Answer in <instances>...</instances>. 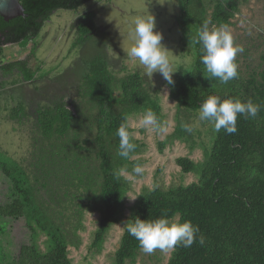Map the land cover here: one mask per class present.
I'll return each instance as SVG.
<instances>
[{
  "label": "trees",
  "instance_id": "16d2710c",
  "mask_svg": "<svg viewBox=\"0 0 264 264\" xmlns=\"http://www.w3.org/2000/svg\"><path fill=\"white\" fill-rule=\"evenodd\" d=\"M19 1L24 16L7 22L0 18V74L10 75L15 70L24 81H31L39 67H33L31 60L4 62L3 48L16 43L25 47L53 11H75L90 0ZM178 7L176 23L183 44L192 50L193 60L177 73L170 86L177 124L166 140L158 142L159 149L175 139L188 143L190 150L196 147L182 127L184 121L179 114L199 112L210 95L252 99L261 109L256 118L238 116L237 132L233 134L224 129L216 132L212 122L204 121L210 125L211 134L208 144L200 146L202 159L175 160L181 172L194 174L196 181L168 188L154 184V190L143 188L128 209L112 263L135 262L141 248L127 232V225L137 216L156 219L167 215L198 225L206 240L190 248L177 246L166 264H264V66L245 78L239 77L238 70V77L227 84L207 79L197 31L205 22L210 27L230 25L238 12V0H178ZM93 19L91 11L79 16L74 45L85 43L94 32ZM116 85L119 96L114 95ZM77 95L82 103L75 104L74 111L61 99L36 109L28 158L19 163L0 153V173L11 191L10 201L0 205V218H23L31 239L11 261L5 262L0 252V264H73L68 247L78 244L85 213H98L88 246L90 254L100 252L111 226L123 214L128 185L120 170L131 171L139 163L131 158L142 144L132 138L135 151L130 159L121 158L116 131L122 123L127 125L131 113L148 109L160 124L157 97L146 89L143 76L137 72L115 79L99 55L89 60ZM23 116L21 104L11 109V117ZM40 236L44 237L42 248L38 244Z\"/></svg>",
  "mask_w": 264,
  "mask_h": 264
},
{
  "label": "rangeland",
  "instance_id": "374dc122",
  "mask_svg": "<svg viewBox=\"0 0 264 264\" xmlns=\"http://www.w3.org/2000/svg\"><path fill=\"white\" fill-rule=\"evenodd\" d=\"M90 0L75 11L58 9L44 21L38 35L25 47L20 43L3 48L4 62L31 60L33 67H39L31 81H24L14 70L10 75L0 74V153L22 162L28 158L34 127L35 111L42 106H51L60 99L67 108L74 111V105L82 103L77 95V86L85 74L89 60L99 55L103 58L115 79L128 73L137 72L143 76L146 89L157 97L162 119L155 131L141 126L143 113H131L127 126L134 140L142 144L140 151L131 159H138L143 173L122 171L128 190L124 198V211L120 220L111 226L99 253L90 254L88 246L95 229L97 212H86L80 240L76 246L68 247V258L73 264H113L112 255L118 246L123 232L128 209L134 204L143 188L154 184L168 188L187 185L196 181L192 173H182L175 163L178 157H188L194 162L202 159L201 145H207L211 134L210 125L199 119V112L181 111L180 119L191 126L188 137L195 144L193 150L188 143L175 139L161 150L158 142L166 140L176 128L177 109L169 96L170 86L158 73L151 74L139 60L128 55L135 43V20L140 16L154 15L157 30L162 32V43L168 48L170 67L175 80L181 69L190 66L193 55L190 46H185L176 23L178 0L163 3L164 0ZM208 4L206 3V6ZM210 7L207 6L208 12ZM94 13L95 30L81 45H74L76 23L80 15ZM229 25L234 43L244 48L238 53L239 77L245 78L252 71L264 66V0H238V12ZM33 50V51H32ZM114 95L119 96L118 85ZM21 104L25 116L11 117V109ZM11 191L8 180L0 173V205L10 201ZM135 197L134 200L129 197ZM43 236L38 240L42 248ZM31 243L30 232L23 218H0V252L5 262L17 258L19 249ZM169 251L155 250L151 254L139 250L134 263L127 264H166Z\"/></svg>",
  "mask_w": 264,
  "mask_h": 264
},
{
  "label": "clouds",
  "instance_id": "9594fccd",
  "mask_svg": "<svg viewBox=\"0 0 264 264\" xmlns=\"http://www.w3.org/2000/svg\"><path fill=\"white\" fill-rule=\"evenodd\" d=\"M157 2L160 3L159 0ZM165 2L166 0L160 4ZM167 2L170 3L172 0H167ZM99 3H102L101 0ZM134 31L135 43L129 49L128 55L139 60L151 77L153 73L158 72L167 85H174L173 73L175 71L171 70L166 54L168 48L162 43V32L157 30L154 15L138 17L135 20ZM196 42L202 45L201 62L207 73L205 76L207 79H217L220 83L227 84L238 77L236 57L238 53L244 51V48L234 43L229 25L210 27L205 22L197 31ZM260 109L261 105L252 99L241 100L239 97L221 99L218 95H210L200 105L199 119L212 122L216 132L224 129L227 134H233L237 132L238 116H243L245 119L256 118ZM140 124L148 131H155L159 127L158 118L151 109L143 113ZM182 127L188 132L192 131L187 123H183ZM116 136L119 137L118 156L130 159L137 146L132 142L128 126L122 123L116 131ZM132 171L141 174L144 169L136 164ZM155 187L152 186V190ZM129 198L134 200L136 196ZM127 232L135 237L141 250L147 254L157 249L173 250L177 246L190 248L195 242L203 245L206 240L198 225H194L190 220L181 221L178 217L169 218L167 215L156 219H141L137 216L132 223L127 225Z\"/></svg>",
  "mask_w": 264,
  "mask_h": 264
},
{
  "label": "water",
  "instance_id": "95a60500",
  "mask_svg": "<svg viewBox=\"0 0 264 264\" xmlns=\"http://www.w3.org/2000/svg\"><path fill=\"white\" fill-rule=\"evenodd\" d=\"M24 16L19 0H0V18L4 22Z\"/></svg>",
  "mask_w": 264,
  "mask_h": 264
}]
</instances>
